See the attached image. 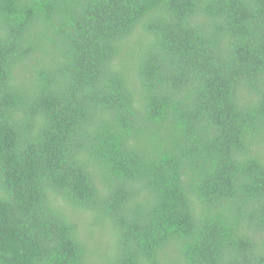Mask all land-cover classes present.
I'll use <instances>...</instances> for the list:
<instances>
[{
  "label": "trees",
  "instance_id": "trees-1",
  "mask_svg": "<svg viewBox=\"0 0 264 264\" xmlns=\"http://www.w3.org/2000/svg\"><path fill=\"white\" fill-rule=\"evenodd\" d=\"M0 264H264V0H0Z\"/></svg>",
  "mask_w": 264,
  "mask_h": 264
}]
</instances>
